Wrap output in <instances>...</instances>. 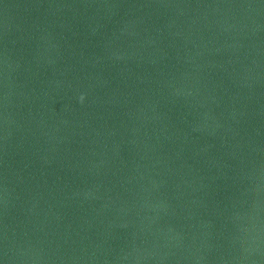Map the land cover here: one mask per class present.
<instances>
[{"label": "clouds", "instance_id": "9594fccd", "mask_svg": "<svg viewBox=\"0 0 264 264\" xmlns=\"http://www.w3.org/2000/svg\"><path fill=\"white\" fill-rule=\"evenodd\" d=\"M84 97H81V101H83Z\"/></svg>", "mask_w": 264, "mask_h": 264}]
</instances>
